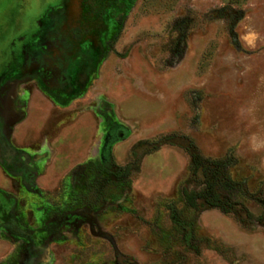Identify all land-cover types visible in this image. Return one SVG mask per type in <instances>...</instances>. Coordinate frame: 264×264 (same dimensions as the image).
<instances>
[{
	"label": "rangeland",
	"instance_id": "1",
	"mask_svg": "<svg viewBox=\"0 0 264 264\" xmlns=\"http://www.w3.org/2000/svg\"><path fill=\"white\" fill-rule=\"evenodd\" d=\"M49 14L83 67L12 90L0 214L41 237L0 228V264H264V0H0V73ZM217 173L229 209L187 203Z\"/></svg>",
	"mask_w": 264,
	"mask_h": 264
},
{
	"label": "flooded vegetation",
	"instance_id": "2",
	"mask_svg": "<svg viewBox=\"0 0 264 264\" xmlns=\"http://www.w3.org/2000/svg\"><path fill=\"white\" fill-rule=\"evenodd\" d=\"M40 17L39 27H35L29 34L28 40L23 42L19 56L17 57L14 54L6 70L0 73V145H2L4 141H10V137L15 134V129H13V127L25 118L23 109H13L12 105V99L14 97L12 95V90L17 84L29 83L30 86L27 88L29 96L35 93L39 96L49 98V95L52 94V90L61 91L57 94L63 96L62 90L68 91L70 89L68 86L70 82V79H68L70 72L74 68L83 67V62L78 58V54L76 57L77 59L71 61L69 64L68 62L63 63L60 61L63 57L52 55L55 46L51 44V40L58 37L56 40L60 43L59 36L61 35L58 29L59 18L57 19L58 16H51V14ZM59 47L62 48V45H59ZM73 58L72 56L71 60H73ZM7 102H9L8 110L10 109L15 113L12 119H7L6 117ZM26 105L27 102L22 104V108L26 107ZM27 135L30 137L32 133ZM27 135L21 134L18 137L15 136V139L18 143L29 144L27 141L29 137H27ZM47 136L48 135L45 133H42L40 139L47 140ZM16 153L15 156L19 159L18 152ZM0 154L6 156L9 153L7 149L2 146L0 147ZM31 158L34 161H41V159L44 158V154H33ZM21 160L24 161V163L26 162L24 159ZM0 228L7 230V232L14 236L23 238L29 245L31 242L41 237L38 230H33L20 218L14 216L11 211H2L0 214ZM46 232L49 233V231ZM31 251H33L32 248L29 249L30 253Z\"/></svg>",
	"mask_w": 264,
	"mask_h": 264
},
{
	"label": "trees",
	"instance_id": "3",
	"mask_svg": "<svg viewBox=\"0 0 264 264\" xmlns=\"http://www.w3.org/2000/svg\"><path fill=\"white\" fill-rule=\"evenodd\" d=\"M194 163H195L196 167L199 165V161L196 162L195 159H194ZM204 171H205V168H204ZM214 171H215L214 168L208 167V170H207L208 173L212 174ZM216 176H219V177H216V179H213L212 181H210L208 183L207 187H205L204 191L199 192V193H196L193 191L185 193V199H186L187 203H189L191 206H195L197 201H199V202L202 201V203H205V205H210V206L214 205V206H218V207L220 206L221 209L227 211L229 209V207H227V206L225 207V205L222 207L220 205V203H221L220 198L217 196V193L214 192L216 183L223 180V178L221 177V175L219 173H217Z\"/></svg>",
	"mask_w": 264,
	"mask_h": 264
}]
</instances>
